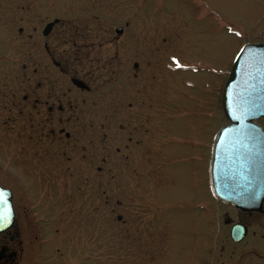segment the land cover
<instances>
[{"label":"rangeland","instance_id":"1","mask_svg":"<svg viewBox=\"0 0 264 264\" xmlns=\"http://www.w3.org/2000/svg\"><path fill=\"white\" fill-rule=\"evenodd\" d=\"M55 18L64 42L51 48L79 53L69 76L78 71L92 94L77 95L60 137L69 142L47 154L30 129L17 136L4 124L10 111L0 97V178L14 186L22 213L54 217L50 237L30 245L19 264H206L251 248L252 236L244 247L223 243L221 252L227 208L210 194L207 160L226 123L221 90L234 58L246 42L264 43V0H0V51L23 61L30 50L41 53L44 42L28 25ZM16 74L18 66L0 62L1 81ZM127 142L136 168L115 161L124 164L113 150ZM90 152L96 162L83 157ZM17 169L19 180L10 179ZM35 223L26 226L29 241Z\"/></svg>","mask_w":264,"mask_h":264},{"label":"flooded vegetation","instance_id":"2","mask_svg":"<svg viewBox=\"0 0 264 264\" xmlns=\"http://www.w3.org/2000/svg\"><path fill=\"white\" fill-rule=\"evenodd\" d=\"M19 17L21 16L8 18L18 19ZM54 21L56 23L48 35H45L44 29L52 20L44 22L41 28H37L35 24H32V26L28 25L32 33L36 32L40 34L39 38L43 40L44 48L41 53L30 50L27 61H23L20 58H8L11 56L9 55L10 51H6L9 54L0 51V62L7 63L12 67L18 66V70L20 71V74H16L15 77L7 76V79L12 80L10 82L4 83L1 81L2 76H0V93L2 89L8 90L6 94H0V97L5 100L4 105L9 107L5 111H10L7 116H4L5 113L1 111L3 113L1 118H4L5 125L13 127L10 130L14 135L16 133L18 136L19 128H21L22 133L30 129V138L32 139L34 135L36 136L38 150L43 152V154L50 152L53 143L64 144L65 142H69L67 138L64 140L61 139L63 136L61 134L66 132L69 121L71 123L76 116L74 109L80 105V100L76 97L78 94L80 96L92 94V90H83L73 83L74 78H79L78 71H75V75L69 76L70 72L68 67L75 68L82 61L80 60L79 53L72 51L69 54L64 50H60L61 44L58 48L52 50L51 42L53 40H58L60 43L64 42L63 33L60 31L63 23L60 19L57 20V18ZM3 28L8 33H15L16 31L18 38H20L19 36L21 34L25 33L23 28L16 29L13 27L14 29L12 28L11 31H8L9 28L5 26ZM112 42L113 40H110L109 44ZM128 61L129 59L126 60L127 64ZM52 67L55 68L54 72ZM69 80L70 88L68 84ZM129 105L131 106V103ZM262 125L264 128V123ZM82 148L88 152V145L84 144ZM65 149L68 151L67 145ZM43 154L40 156V160H42ZM83 157L87 158L88 156L85 154ZM89 157L92 163L98 160V154H92L90 152ZM44 160L47 161V159ZM97 169L100 170V168ZM13 171L15 173L12 174V179L19 180L17 173L22 171L18 169ZM21 183L24 184L23 182ZM18 185L19 189H22L21 192H23L25 189L24 186H21L20 183ZM11 190L14 194L17 220L15 228L11 232L0 236V250H4L2 256L5 258L3 261H0V264H17L23 249L22 245L24 243L26 226L32 225L33 222H38L48 227L51 226V220H53L50 219L46 212H44L42 217H37V212L40 210L31 212L25 208V211L23 210L22 213V204L20 200L17 201L14 187ZM239 213H241L240 218L242 219L239 218L240 220L238 221L234 220L235 223L239 222L247 225L249 229L250 226L252 228L254 242L250 255L253 264H264V212H255L252 214ZM226 220L231 226L233 225V219L228 218ZM32 237L33 234L31 235Z\"/></svg>","mask_w":264,"mask_h":264},{"label":"water","instance_id":"3","mask_svg":"<svg viewBox=\"0 0 264 264\" xmlns=\"http://www.w3.org/2000/svg\"><path fill=\"white\" fill-rule=\"evenodd\" d=\"M253 62L246 67L248 53ZM248 68V69H247ZM243 88L251 94L237 97L233 89ZM224 98V110L231 126L216 137L212 157V188L215 197L243 210H254L264 200V133L252 121L264 116V46H246L232 70ZM237 107L245 109L238 110ZM252 132L256 146L246 150L240 145L243 128ZM232 142V143H231ZM228 146L227 153L225 148ZM226 146V147H225ZM224 167L220 166L221 158ZM258 154V160H255ZM221 168V169H220ZM12 194L0 186V214L6 216L0 224V234L13 227L15 214Z\"/></svg>","mask_w":264,"mask_h":264},{"label":"snow or ice","instance_id":"4","mask_svg":"<svg viewBox=\"0 0 264 264\" xmlns=\"http://www.w3.org/2000/svg\"><path fill=\"white\" fill-rule=\"evenodd\" d=\"M5 219H6V216H4L3 214H0V224H3Z\"/></svg>","mask_w":264,"mask_h":264}]
</instances>
